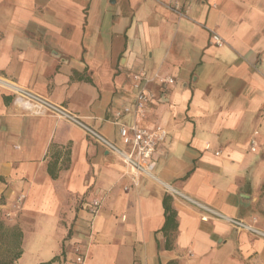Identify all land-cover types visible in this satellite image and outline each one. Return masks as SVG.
<instances>
[{
	"label": "crops",
	"instance_id": "crops-1",
	"mask_svg": "<svg viewBox=\"0 0 264 264\" xmlns=\"http://www.w3.org/2000/svg\"><path fill=\"white\" fill-rule=\"evenodd\" d=\"M142 71L154 81L137 122ZM0 79L127 153L121 126L168 132L156 180L135 182L80 129L0 86V264H76L74 246L83 264H264V239L189 201L264 232V0H0Z\"/></svg>",
	"mask_w": 264,
	"mask_h": 264
},
{
	"label": "built area",
	"instance_id": "built-area-1",
	"mask_svg": "<svg viewBox=\"0 0 264 264\" xmlns=\"http://www.w3.org/2000/svg\"><path fill=\"white\" fill-rule=\"evenodd\" d=\"M212 40L218 47H222L224 44L222 38L213 32ZM132 79L134 82V89L136 90L134 114L137 117L136 121L139 122L147 112L148 105L150 103V97L146 93V86L154 80L149 79L147 73L144 71L134 74ZM159 82L163 85H172L174 80L166 78L159 79ZM6 89L10 90L14 94L15 102L24 110H27L35 115H51L80 129L96 144L100 145L111 154L117 156L123 162L129 175L133 177L135 182L140 177L156 180L154 174L157 165L155 156L158 151V147L164 144L168 139V132L164 128L158 127L153 131H148L141 130L137 128V126H133L132 128L121 126L119 130L120 137L132 147V151L127 153L121 150L116 144L109 141L98 131L94 130L91 126L86 124L82 118L71 113L64 107L14 84H11V86H8ZM129 113H131V109L126 108L123 112H118L117 117L120 118L123 114ZM206 149L209 148L207 147ZM23 200V197L19 198L18 203L14 207L15 213L19 212ZM189 201L207 212L209 217L225 221L239 231H246L258 238L264 239V232L258 230L254 226L247 224L244 221L219 214L194 200L189 199ZM91 206V212L96 214L98 208L100 207V202L95 200L92 202ZM11 215H13V213L8 214L7 216L10 217ZM204 220H208V217H204ZM72 256L74 258L73 261L76 264L84 263V255L80 247H73Z\"/></svg>",
	"mask_w": 264,
	"mask_h": 264
},
{
	"label": "trees",
	"instance_id": "trees-1",
	"mask_svg": "<svg viewBox=\"0 0 264 264\" xmlns=\"http://www.w3.org/2000/svg\"><path fill=\"white\" fill-rule=\"evenodd\" d=\"M164 202H165V201H164ZM166 212H167V213L170 212L169 208L167 207V204H166ZM173 216H174V214L170 212V214L167 215V219L169 220V218H173ZM69 253H70V251H69L67 254L64 253V258H68V254H69ZM70 254H71V253H70Z\"/></svg>",
	"mask_w": 264,
	"mask_h": 264
},
{
	"label": "bare ground",
	"instance_id": "bare-ground-1",
	"mask_svg": "<svg viewBox=\"0 0 264 264\" xmlns=\"http://www.w3.org/2000/svg\"><path fill=\"white\" fill-rule=\"evenodd\" d=\"M0 85L3 87V88H7L8 86H11V83H8L2 79H0Z\"/></svg>",
	"mask_w": 264,
	"mask_h": 264
}]
</instances>
